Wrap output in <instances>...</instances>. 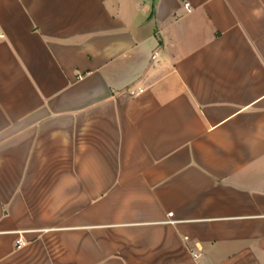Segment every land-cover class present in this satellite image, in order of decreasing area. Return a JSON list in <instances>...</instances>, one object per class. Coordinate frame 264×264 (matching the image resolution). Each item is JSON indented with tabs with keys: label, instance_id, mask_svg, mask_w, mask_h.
Here are the masks:
<instances>
[{
	"label": "crops",
	"instance_id": "crops-1",
	"mask_svg": "<svg viewBox=\"0 0 264 264\" xmlns=\"http://www.w3.org/2000/svg\"><path fill=\"white\" fill-rule=\"evenodd\" d=\"M0 264H264V0H0Z\"/></svg>",
	"mask_w": 264,
	"mask_h": 264
},
{
	"label": "built area",
	"instance_id": "built-area-1",
	"mask_svg": "<svg viewBox=\"0 0 264 264\" xmlns=\"http://www.w3.org/2000/svg\"><path fill=\"white\" fill-rule=\"evenodd\" d=\"M22 245H23V240L19 239L17 241V248H21Z\"/></svg>",
	"mask_w": 264,
	"mask_h": 264
}]
</instances>
